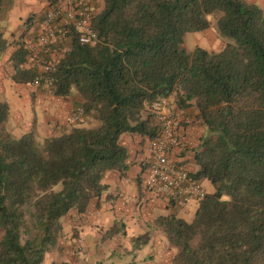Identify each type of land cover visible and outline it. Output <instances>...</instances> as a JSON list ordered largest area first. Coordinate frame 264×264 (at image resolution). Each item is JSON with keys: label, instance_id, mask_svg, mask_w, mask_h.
I'll list each match as a JSON object with an SVG mask.
<instances>
[{"label": "trees", "instance_id": "obj_1", "mask_svg": "<svg viewBox=\"0 0 264 264\" xmlns=\"http://www.w3.org/2000/svg\"><path fill=\"white\" fill-rule=\"evenodd\" d=\"M214 12L219 38L231 43L185 51L184 36L208 29ZM91 28L93 46L67 33L48 91L65 98L74 89L81 117L95 127L14 138L2 133L9 106L0 100V264H42L57 250L60 220L84 213L106 190L103 177L125 170L119 137L156 138L148 108L168 97L178 111L192 109L204 129L190 176L213 188L189 222L154 221L174 250L170 263L264 264V11L247 0H103ZM6 47L0 33V54ZM26 57L20 42L9 56L15 84L37 77Z\"/></svg>", "mask_w": 264, "mask_h": 264}, {"label": "crops", "instance_id": "obj_2", "mask_svg": "<svg viewBox=\"0 0 264 264\" xmlns=\"http://www.w3.org/2000/svg\"><path fill=\"white\" fill-rule=\"evenodd\" d=\"M55 0H8L0 10V33L7 47L0 54V95L9 106V116L2 133L17 138L35 132L41 138L52 134L54 127L68 128L70 116L78 109L77 95L65 98L52 96L48 90L11 81L9 56L20 42L34 32V22ZM264 11V0H247ZM93 16L103 8V0H91ZM207 30V29H206ZM190 33L192 41L201 49H222V44L203 33ZM23 40H18V39ZM26 67L31 64L28 60ZM167 100L174 106L173 98ZM175 107V106H174ZM191 120L177 130L179 145L169 154V160L183 167L189 174L197 171L195 150L204 134L195 119V112H182ZM79 122L94 124L80 118ZM119 143L126 148V168L123 173H107L102 184L107 188L102 195L89 203L86 211L68 212L61 220L62 237L58 249L48 253L42 264H171L174 250L164 235L154 227L158 217L174 215L185 221L194 214L196 202L167 201L144 187V178L150 162L149 140L137 135L123 134ZM205 194L213 188L206 180L198 181ZM187 222V221H186ZM149 239L137 246L134 241L143 234Z\"/></svg>", "mask_w": 264, "mask_h": 264}, {"label": "built area", "instance_id": "obj_3", "mask_svg": "<svg viewBox=\"0 0 264 264\" xmlns=\"http://www.w3.org/2000/svg\"><path fill=\"white\" fill-rule=\"evenodd\" d=\"M91 0H55L34 22V32L23 42L26 60L37 77L31 86L49 90L51 74L62 56L68 52L66 35L72 32L78 43L95 45L96 33L91 28L93 17ZM148 112L158 125V135L149 141L150 162L144 178V187L167 201L197 202L205 193L198 181L181 166L169 160L170 151L179 145L177 130L189 125L188 116L178 111L167 99L153 102ZM82 116L78 108L70 121Z\"/></svg>", "mask_w": 264, "mask_h": 264}, {"label": "rangeland", "instance_id": "obj_4", "mask_svg": "<svg viewBox=\"0 0 264 264\" xmlns=\"http://www.w3.org/2000/svg\"><path fill=\"white\" fill-rule=\"evenodd\" d=\"M256 6H259V4H256ZM221 16V14L219 12H214L210 15L207 16V21H208V29L203 33L204 35H207L209 37V40L207 42L211 43V41H215L219 42L222 44V48L224 47L225 43H231V41L229 40H221L218 36L217 33V20L219 19V17ZM192 34H186L184 36V40H183V48L185 49V51L190 52L191 50H193L195 47L201 48L199 45L200 43H194L192 41ZM211 37H213L215 40H211ZM208 52H212V51H217V50H205ZM71 95H76L75 90L72 89L71 90ZM0 100L4 101L3 97L0 95ZM82 118V117H81ZM89 122V121H88ZM88 122H71L70 121V125H72V127H84V128H88V127H95V124H91ZM33 134L35 135L36 139L40 140L41 137L39 134H36L35 132H33ZM59 188V186L55 187V190H57ZM193 217V214L191 216H188L185 218V221L189 222Z\"/></svg>", "mask_w": 264, "mask_h": 264}]
</instances>
